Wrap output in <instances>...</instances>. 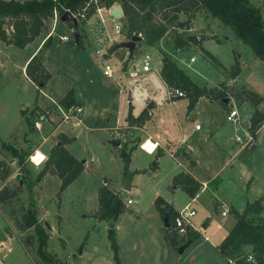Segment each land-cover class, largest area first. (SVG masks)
I'll return each instance as SVG.
<instances>
[{
    "label": "rangeland",
    "instance_id": "obj_1",
    "mask_svg": "<svg viewBox=\"0 0 264 264\" xmlns=\"http://www.w3.org/2000/svg\"><path fill=\"white\" fill-rule=\"evenodd\" d=\"M250 3L259 8L264 21V0H250ZM168 11L156 12V18L162 19ZM105 18L107 19L106 14ZM193 19L197 20L196 24L201 22L198 25L203 26H196L191 32L211 30L215 34L213 39H202L200 43L190 41V44L176 48L175 38L188 32ZM58 20L60 22L54 27L53 35L44 44L47 51L41 50L38 55L39 58H42V54L46 55L44 59L50 78L45 85L33 84L31 79L23 75V57L29 49L23 51L12 47L0 50V161L5 163L9 171L4 180L0 179V187L2 181H6L2 187L16 192V196L9 202L1 203L8 213L11 225L21 234V239L33 237L30 245L26 246L28 254L16 237H13L15 245L11 244V252L7 253V263L48 264L36 253L37 241L33 228L21 230L18 227L32 198L37 220L48 234V253L63 264H116L107 237L111 223L97 217L99 190L106 187L117 196L119 193L123 202L122 211L112 222L119 264H159L158 243H163L161 246L166 250L167 233L177 237L180 243L178 246L184 244L181 242L185 235L180 236L164 227L156 200H159L160 206L167 203L176 210L191 202V208L196 212L192 219L199 228V235L178 257L177 264H232L227 263L218 245L229 231L234 219L233 210L242 211L247 201L257 198H262L264 205V130L260 132L261 143L257 148L251 149L250 143L254 138H246L243 129L239 127L234 132L231 122H224L220 134L225 131L227 137L229 135L234 145L230 150L234 153L244 140L246 147L239 153L235 152V165H225L218 173L220 177L208 179L212 176L209 173L207 189L191 201L192 198L181 187H173V174L176 173L173 158L169 154L146 153L140 145L148 140H142L136 133L137 129L124 121L127 105L125 100L131 93L130 88L135 89L136 84L139 85V81L147 77L146 73L140 71L135 76H130L129 72L135 63L141 68L140 61L144 54L150 55L151 65L157 68L160 63L156 61L162 62L164 56L170 58L172 54L175 60L183 58L186 61L193 56L196 61L192 66L200 67L202 72L201 79L198 80L200 84L206 87L214 85L217 88L225 86L227 97H236L239 110L248 111L247 105L240 106L242 101L247 100L246 90L226 85L225 82L235 70V65L239 67L240 64L244 74L242 78L249 83L258 81L257 85L264 92V62L255 58L250 46L239 39L230 26L201 9L192 15L179 13L176 21L168 23V30L162 40L147 46L142 39L136 43L132 56H129L126 48L115 45L130 39L123 23L120 34L114 37L111 45V48L115 45L114 48H110L109 54L105 56L106 62L113 66V77L107 78L102 74L101 58L95 53L94 33L102 24L99 14L95 11L87 21L78 18V32L83 39L81 48L75 47L72 34L75 30H70V24L62 21L61 17ZM105 26L110 35H115L113 22L109 18ZM49 30V25L45 26L37 41L45 40ZM65 33L70 35L67 42L59 40V35ZM193 36L196 35L193 33ZM254 62L259 64V68H255L258 69V76H254L252 70L247 68ZM187 71L194 80L200 77L189 69ZM153 73H156L154 69L149 74ZM70 88L75 91V104L64 108L58 99ZM118 93L121 95L118 96ZM164 95L163 90H160L156 94L157 101L167 103ZM219 104L222 106L221 101ZM74 106L82 107V113L78 118L69 113V118L65 119L61 109L68 110ZM258 108L262 111L264 125V104H259ZM228 111L229 108L226 112ZM223 117L225 118V114ZM61 133L73 138L65 146L83 164L82 171L64 189L60 188L61 180L57 175L50 172L35 181ZM237 135L243 140L240 144L235 140ZM116 139L120 143L114 146L111 141ZM2 142L27 153L24 169L19 167L11 152L1 145ZM131 146L134 147L130 150L126 164L122 152L129 151ZM35 150L46 155V159L38 166L30 161V155ZM26 170L33 180L31 192L19 179L26 178ZM126 174L130 175L131 181V188L128 190L122 189ZM253 176L256 178L255 183ZM230 182L236 188H231ZM219 183L221 191L216 192L214 190L219 189ZM221 199L229 205L227 217L220 214ZM128 200L131 202L128 203ZM260 215L264 220V207ZM206 218L211 221L203 229L201 225ZM5 223L0 213V239H5L1 229Z\"/></svg>",
    "mask_w": 264,
    "mask_h": 264
},
{
    "label": "trees",
    "instance_id": "obj_2",
    "mask_svg": "<svg viewBox=\"0 0 264 264\" xmlns=\"http://www.w3.org/2000/svg\"><path fill=\"white\" fill-rule=\"evenodd\" d=\"M113 4H118L122 8L123 23H125L127 36L131 38L132 35L140 34L143 43L149 46L154 45L164 36L168 30V23L176 21L179 13L192 15L203 9L209 12L212 17L230 26L235 35L249 45L256 57L264 62V21L261 18L259 8L252 5L250 0H96V3L91 0H0V40L6 44L23 48L27 43L38 37L44 25V20L53 17L54 11L60 16L65 12L77 14L76 20L80 18L78 14L84 13V18L81 19L87 20L95 12L97 5L110 7ZM160 10L169 11L165 12L162 19H157L155 13ZM65 22L69 23L75 31H79L78 21L74 23L71 20H66ZM74 44L76 48H81L80 36L79 41ZM183 44L184 40L182 38H175L176 48H180ZM235 66V70L231 72L232 78L239 73L238 65ZM25 73L36 84L42 82L45 85L50 78V74L37 55H33L26 63ZM160 75L168 87L178 88L184 92V96L188 98V110L194 107L199 97L204 96L222 103L223 98L227 97L225 86L217 88L216 86L206 87L197 84L167 56L162 58ZM245 96L254 107L249 130L251 136L255 137L256 130L262 125V111L258 109V106L263 101V97L250 90H246ZM59 104L64 108H70L75 104V91L73 88L67 90L60 98ZM147 119L148 112L146 109H143L134 117L132 106L129 104L126 121L130 125L141 126ZM72 140L73 138H69L64 133L59 134L58 141L50 149L44 167L37 174L35 181H39L47 172H50L57 175L61 180L60 188L64 189L76 178L82 171L83 164L65 146ZM1 145L11 152L19 167L24 169L27 153L11 144H5V142H2ZM129 154L130 152H122L126 164L129 160ZM27 173L26 170V178L19 177V179L25 184L26 189L31 192L33 180L29 178ZM8 175V167L0 161V179L4 180ZM173 182L174 185H179L191 198L200 190V183L185 172L174 175ZM15 196L16 192L5 186L0 189V202H9ZM158 202L159 200H156L162 219L166 215L168 221L172 223L177 211L167 203L160 206ZM34 206L35 203L31 198L28 208L21 216L18 227L21 230L33 228L37 241L36 253L44 262L63 264L54 255L46 251L48 234L37 220ZM263 207V199L257 198L253 201H247L242 211L233 210L235 222L218 245V249L227 260V263L231 261L232 264H264V220L260 215ZM122 209L123 202L119 196L106 187L100 188L97 217L111 223L107 237L116 264H119L118 246L112 222ZM169 230H172V228L170 227ZM198 235V232L189 230L181 243L187 241L191 243ZM170 238L174 247L180 244L176 236L170 235ZM32 239V236H27V238L21 239V242L24 246H27L30 245ZM246 248H249L248 252ZM248 255L252 256L251 260H247Z\"/></svg>",
    "mask_w": 264,
    "mask_h": 264
},
{
    "label": "crops",
    "instance_id": "obj_3",
    "mask_svg": "<svg viewBox=\"0 0 264 264\" xmlns=\"http://www.w3.org/2000/svg\"><path fill=\"white\" fill-rule=\"evenodd\" d=\"M23 1V0H18ZM83 21H87L86 19H82ZM197 20H192L191 25H189L188 32L186 34H182L180 36L184 40V44L180 47L182 48L186 44H190V36H193V33L196 35L197 43H200V40H212L213 35H215L211 30H206L205 32H191L193 29H195L196 26L199 28L203 26L198 25L201 22H197ZM60 21L58 18L55 20L54 17H50L44 20V25L40 31V34L38 36H41V33L43 32V29L45 26L50 27V30L52 28H56L57 24ZM65 23V22H64ZM49 30V31H50ZM72 30V28L70 29ZM194 31V30H193ZM80 33V32H79ZM61 35H67L68 34H61ZM70 36V35H69ZM68 36V38H69ZM199 37V38H198ZM50 38V37H48ZM48 38H44L45 40L37 41V37L27 43L23 48V51L29 52L24 56V61L22 64V72L25 78L29 79L25 73V65L29 61V59L33 55H39L41 50L47 51V48L44 49V44L46 40L48 41ZM164 36L160 39L162 40ZM53 39V38H52ZM82 38H80V41L82 42ZM69 41V40H68ZM95 41V40H94ZM54 42V40H53ZM52 42V43H53ZM67 42V41H66ZM50 43V44H52ZM48 44V43H47ZM49 44V45H50ZM82 46V44H81ZM149 46V45H147ZM12 47H15L11 44H6L3 41L0 40V50H6L11 49ZM18 48V47H15ZM179 49V48H178ZM204 51L208 52L210 51L203 48ZM46 54V53H45ZM111 54V53H110ZM170 59H172L189 77L196 82L197 84H200L202 72L200 67H193L192 63L196 61L194 58L193 61H191V58L193 56L189 57L188 61H186L183 58H179V60H175L170 54ZM212 55V54H211ZM255 55V54H254ZM42 58L41 61L44 64L46 68V62L44 57V54L41 55ZM40 56V57H41ZM175 57V56H174ZM215 57V56H214ZM255 58L256 55H255ZM216 59V58H215ZM258 59V58H257ZM217 60V59H216ZM257 61V60H256ZM260 61V59H259ZM160 63V67H153L154 69L153 74H149L148 72H143L147 74V77L139 81V85L136 84L135 89L130 88L131 93L128 94V97L126 98V114L128 111L129 104L132 106V115L136 117L143 109H146L148 112V119L141 125H132L134 128H136V133L141 137L143 140H150L153 142V144H156L155 151L153 152H146L150 155L153 154H169L171 158H173V164L175 166L176 173L174 175L185 172L190 174L195 180H197L200 183V189L202 187L203 183H206L204 188L198 192V197L200 196V193L205 191L207 189V175L209 173H212V176L208 179H212L214 177L219 176V171L222 170V168L225 165L234 166L237 153L241 152L242 149L246 147V144L244 142L241 144V146L236 151L230 150L234 145L233 142L230 140V137L226 135V132L223 131L221 133V128L224 124V122L228 121L226 120V115L231 109H237L238 116L237 120L235 121H229L231 122V128L234 132L238 131V127L240 129H243V132L245 133V137L251 135L249 126H250V120L252 117V113L254 111V107L248 100H244L241 102L240 106L245 104L248 106V111H240L238 108V104L236 103L237 99L236 97L228 96L227 103H222V106H220L218 100H210L204 96L199 97L197 102L195 103L194 107L191 110L187 109L188 105V98L186 97H178V96H170L169 91L170 88L167 86V84L164 82L160 75V70L162 66L161 61H156ZM220 62V61H218ZM238 62V61H237ZM221 64V63H220ZM244 66V65H243ZM254 66V67H253ZM251 67V68H250ZM247 66L249 70H252L253 75L258 76V69L259 64L258 62H254L251 66ZM252 67L254 69H252ZM191 71L192 73H195L199 75L200 77L197 78V80H194L191 76V73L187 71ZM226 70V69H225ZM243 68L239 64V73L236 75V77L232 78L231 76L228 77L226 85L234 86V87H240L245 90H250L256 92L258 95L263 97V101L260 103V105L264 104V92L261 91L262 88L257 85L258 81H255V83H249L247 79H243ZM30 80V79H29ZM35 84V83H33ZM36 86V85H35ZM214 86V85H213ZM163 90L164 98L167 101V103H160L156 99V94ZM67 92L64 91L63 95ZM62 95V96H63ZM118 96L121 95V93L117 94ZM61 96V97H62ZM130 96V98H129ZM60 97V98H61ZM50 98V97H49ZM60 98L58 100H60ZM51 99V98H50ZM82 99V98H81ZM53 100V99H52ZM131 100V101H130ZM233 103V104H232ZM237 105V106H235ZM165 106V107H164ZM151 107V109L149 108ZM229 108V111L226 112ZM259 109V108H258ZM225 114V118L223 117ZM126 121V115L125 120ZM200 124V128L196 129L195 125ZM119 126V125H118ZM117 128V127H116ZM264 130V125H261L255 133L254 141L250 143L251 149L257 148V146L261 143L260 140V132ZM236 137H239L238 135ZM235 137V140H236ZM240 138V137H239ZM242 138H240V141L238 143H241ZM237 142V141H236ZM174 145V146H173ZM115 146V145H114ZM134 146L129 147V151ZM141 148V147H140ZM178 153H177V151ZM239 150V151H238ZM42 151V150H41ZM220 177V176H219ZM254 177V182H256V178ZM6 182V181H5ZM2 181V185H5L6 183ZM221 183V181H220ZM220 183H219V189H215L214 191L218 192L220 190ZM180 187L179 185H174L173 187ZM231 188H236L235 184L233 182H230ZM0 187V188H1ZM130 188H131V181H130ZM123 189V188H122ZM115 192H118L117 190ZM213 193V191H211ZM119 196V193H118ZM190 197V196H189ZM191 198V197H190ZM222 204H224L226 207L229 208V205L221 199L220 201ZM221 206V205H220ZM245 206V205H244ZM176 210V209H175ZM177 211V210H176ZM0 213L3 218V222L5 223V226H2L1 229L5 235V239H0V264H8L6 259L8 254L11 252V244H14L13 237H16V239L19 241V243L22 245L25 252L28 254L27 247L24 246L21 242L20 233L18 230L15 229L14 226L11 225L8 213L5 212L2 203L0 202ZM229 213V212H228ZM227 213V215H228ZM10 214V213H9ZM221 214V213H220ZM227 215L222 217H227ZM107 221L104 219H101V221ZM211 221V219H210ZM209 221V223H210ZM235 222V218L232 221L231 226L229 227V230L233 226ZM208 223V225H209ZM4 225V224H3ZM20 231V230H19ZM229 232V231H228ZM227 232V233H228ZM226 233V234H227ZM225 237V236H224ZM223 237V238H224ZM159 244V255H160V263L163 264V262L166 259L167 253L166 250L163 249L161 246L162 244ZM15 245V244H14ZM24 253V257H25ZM29 259V258H28ZM225 260V259H224ZM34 263V262H33ZM37 264V263H34Z\"/></svg>",
    "mask_w": 264,
    "mask_h": 264
},
{
    "label": "built area",
    "instance_id": "obj_4",
    "mask_svg": "<svg viewBox=\"0 0 264 264\" xmlns=\"http://www.w3.org/2000/svg\"><path fill=\"white\" fill-rule=\"evenodd\" d=\"M94 3H96V0H91ZM89 4V3H88ZM87 4V5H88ZM116 5L113 4L110 7H104V6H96L95 11L97 12V14H99V18L101 20V25L97 27V32L94 33V39H95V44H96V49H95V53L98 57L101 58L102 61V74L107 77V78H111L113 77V66H111L109 63L106 62V58L105 56L109 54V49L111 48V45L114 41V37L118 34H120L122 28H123V17H121L120 19H114L111 15H110V10L111 8ZM87 7V6H86ZM104 15H103V14ZM105 14L107 15V19L109 18L112 22H113V28L115 29V35H110L107 32L106 26H105V22H106V18H105ZM76 19H77V14H72ZM80 16V18H84V13L82 14H78ZM54 19L56 20L57 18H60V15L57 14L56 11H54L53 14ZM54 32V28L51 29V31L48 32L47 34V38L52 36ZM140 35V34H139ZM59 40L61 41H68L69 38L67 35H59ZM194 58H191V61H193ZM141 68L138 67V64L135 63L131 66V72H129L130 76H135L137 75V73L140 72H148L152 69V65H151V59H150V55L149 54H144L142 59H141ZM170 96H178V97H183L184 96V92L178 88H172L169 91ZM62 114L64 116L65 119L69 118V113L74 114L75 118H78V116L82 113V107L80 106H74L72 109H61ZM237 116H238V111L237 109H231L228 114L226 115V120L228 121H235L237 120ZM196 129L200 128L199 124L195 125ZM252 136H248V139H251ZM237 141H240L239 137H236ZM156 145V144H155ZM140 147L146 151V152H153L155 148H152L151 150H148L146 148H143V145L141 144ZM36 150L34 151V153L32 155H36ZM32 155H30V161L32 162ZM42 157L39 158L40 161L37 164H34L36 166L40 165L45 159H46V155L44 153H41ZM206 185V183L202 184V187L200 189V191L204 188V186ZM198 197V193L192 197V200H195V198ZM131 201L128 200V203H130ZM229 211V208L226 207L224 204H221V215L225 216L227 215ZM196 215V212L194 209L191 208V202H188L186 205H184L183 208L177 210V215L174 217L172 223H171V228L173 231H175L178 235L180 236H184L187 234V232L189 230L191 231H199V228L195 225L194 221H193V216ZM205 239H208L207 236H205ZM252 256L248 255L247 260H251ZM230 263H232L230 261Z\"/></svg>",
    "mask_w": 264,
    "mask_h": 264
},
{
    "label": "water",
    "instance_id": "obj_5",
    "mask_svg": "<svg viewBox=\"0 0 264 264\" xmlns=\"http://www.w3.org/2000/svg\"><path fill=\"white\" fill-rule=\"evenodd\" d=\"M110 15L114 19H120L121 17H123V12H122L121 6L118 4L114 5L110 10ZM60 17H61L62 21L71 20L74 23L77 22L76 18L69 12H65ZM72 34H73L74 41L77 43L79 41V32L74 31ZM141 40H142V37L140 35H132L129 40L118 43L117 47L118 48H126L128 51V54L132 55L134 48L136 46V43L141 41ZM189 40L197 43L196 36H190ZM42 85H43V83L40 82L38 86H42ZM129 98H130V96H129ZM227 101H228L227 97L223 98L224 103H227ZM111 143L113 145L117 146V145H119L120 140L119 139L112 140ZM122 188L125 190H128L130 188V175L129 174L125 175V177L123 179ZM162 220H163L164 227L168 230L171 227V223L168 221L167 216L165 215ZM209 221H210V218H206L204 220V222L202 223L201 227L203 229H205L208 226ZM165 242H166L167 256H166V259L163 262V264H177L178 257L184 252V250L190 244V241H187L180 246L174 247V245L171 241L170 235L168 233L165 236Z\"/></svg>",
    "mask_w": 264,
    "mask_h": 264
},
{
    "label": "bare ground",
    "instance_id": "obj_6",
    "mask_svg": "<svg viewBox=\"0 0 264 264\" xmlns=\"http://www.w3.org/2000/svg\"><path fill=\"white\" fill-rule=\"evenodd\" d=\"M155 147H156V145L153 144V142L150 141V140L146 141V143L143 144V148H146V149H148V150H151L152 148H155ZM154 151H155V150H154ZM35 154H36V155H33V157H32V161H33L34 163L37 164V163L40 161L39 158H41L42 155H41V152H40L39 150L36 151Z\"/></svg>",
    "mask_w": 264,
    "mask_h": 264
}]
</instances>
